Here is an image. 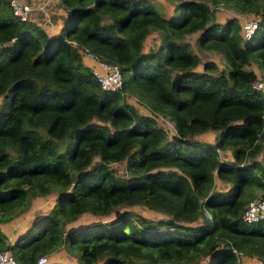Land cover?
Wrapping results in <instances>:
<instances>
[{"label":"trees","instance_id":"1","mask_svg":"<svg viewBox=\"0 0 264 264\" xmlns=\"http://www.w3.org/2000/svg\"><path fill=\"white\" fill-rule=\"evenodd\" d=\"M164 1L169 18L152 0H56L64 16L49 32L0 0V225L54 195L19 243L0 230V251L16 264L59 249L76 264H241L240 256L264 264V222L241 220L256 193L264 200V95L250 87L264 84V0ZM219 5L258 15L249 40L234 18L212 22ZM153 33L157 47L143 51ZM195 33L196 48L217 53L222 69L203 62L196 70L184 40ZM81 49L119 66L120 91L100 89ZM121 94L149 115L117 103ZM154 116L172 123L170 138ZM206 132L212 142L195 138ZM226 149L231 159L222 161ZM119 162L127 177L110 168ZM214 177L226 188L214 189ZM134 205L165 219L123 211L65 229L83 213ZM198 217L200 225H187Z\"/></svg>","mask_w":264,"mask_h":264},{"label":"rangeland","instance_id":"2","mask_svg":"<svg viewBox=\"0 0 264 264\" xmlns=\"http://www.w3.org/2000/svg\"><path fill=\"white\" fill-rule=\"evenodd\" d=\"M37 1L40 2V0H37ZM53 1L51 2V4L46 6V8L52 15V16H50L52 25H54L57 22V26H59L60 23L62 22V17L64 16V12L62 14H59V13L56 14L58 12L59 7L57 6V3L53 2ZM152 1L154 2L155 7L158 9L159 13L163 17L169 18L171 16L172 6L170 4H168L164 0H152ZM31 4L36 5L34 1H31ZM37 6H40V5H37ZM213 11L214 12H213L212 22L214 24L221 25L227 19L234 18L236 21V24L238 26V34H240L241 25H242L244 20H246L248 18H255L256 19L258 16L257 14H253L251 12H238V11L233 10V9H226L220 5L215 7L213 9ZM35 17H36V15H34L33 18H35ZM50 17L48 16V21H49ZM46 24L47 23H43V25L41 24L42 28H44L45 30H47L49 32H52V30H51L52 28H57V26L49 27ZM49 25H51V24L49 23ZM47 27H49V28H47ZM198 35H199V33H195V34H191V35L184 37V40L186 42H188L191 50L196 54V56H198V58L200 60V63L196 67V70L198 72L201 71V64L203 62H213L219 69H222L223 68L222 60L219 58V55L217 53H212L211 51H208V50H198L196 48L194 40L197 38ZM157 37L158 36L155 33L146 36L142 42V46H143L142 50L143 51H147L149 49L154 50L157 47V43H158ZM92 65H89V66H92ZM249 68L254 70V71H257V69L254 67L253 64H250ZM0 101H1V97H0ZM116 102L117 103H123V102L129 103L130 105L135 107L141 114L149 115L147 112L146 105L144 106L143 104H141L142 102H140L139 99L135 98L134 96L129 97V95H128L126 98H123L120 95L117 97ZM154 119H155L157 126L164 130V132L168 138H170L174 134V129H173L172 123H170L169 121H167L166 119H164L160 116H154ZM37 132L42 138L46 137V135L44 134L43 131L38 130ZM195 138H197V140H199V142H203V141L212 142L213 135L210 132H206V134L198 135ZM54 143L57 147L58 152L62 153L64 151V149H63L64 143L61 141H54ZM219 157L222 161L231 159L230 153L227 151V149L225 151H221L219 153ZM257 158L259 159L260 157L258 156ZM110 168L115 172V174L117 176L123 177V178L127 177L125 170H124V162L112 164V165H110ZM213 188L223 190L226 187H225V185L220 184L218 182V180L216 179V177H214ZM259 197H260L259 193L258 194L256 193V195L253 198H259ZM53 199H54V195H47L44 197H39V198L33 199L31 201V206L26 211L22 212L17 218H14L10 222H8V225H4V224L2 225L1 224L0 230L5 235L7 241L10 242L7 238V237H9V238H11V240L13 238H15L14 240H16L17 243H19L21 241V239L23 238L22 237L23 234L29 228H31L32 224L35 223L39 217L43 216L45 213L48 212V210L51 208V206L53 204V201H54ZM123 211H128L132 214L143 216V217L151 219V220L165 219L164 215H161L157 212L151 211L145 207H142L139 205H134V206H128V207L116 209L114 212L109 213V215H107V216L94 217V216H91L90 214L83 213L77 218V220H75L71 223H68L65 226V229H66V231L69 232V231L77 229L79 227L92 226V225H95L99 222L109 223V222H112L118 216V214H120ZM205 215L207 216L206 213H205ZM201 223H202V218L198 217L193 223H190L187 225L192 227V226L200 225ZM262 225L264 226V223H262ZM22 229H25V230L20 231ZM58 252L62 253L65 256L64 260L59 259L58 255H57ZM49 257H50V259H49L48 263L64 262L65 264H76L74 257L72 255H70V256L66 255L65 251L62 249H59V251L58 250L55 251V253L53 252L52 254H50ZM240 259H242V260H240ZM205 261H207L206 258L200 260L197 264H204ZM244 262H245V259H243V257L240 256L239 263H241V264H256L255 261H254V263L249 262V261H247L245 263ZM97 264H101V262H99Z\"/></svg>","mask_w":264,"mask_h":264},{"label":"built area","instance_id":"3","mask_svg":"<svg viewBox=\"0 0 264 264\" xmlns=\"http://www.w3.org/2000/svg\"><path fill=\"white\" fill-rule=\"evenodd\" d=\"M34 1L36 5H32ZM53 0H9V7L11 14L19 21H32L39 24L47 23L49 27L53 26L51 23V13L46 6L51 4ZM54 0L53 2H55ZM40 5V6H37ZM34 15H36L35 18ZM48 16L50 17L48 21ZM49 23L51 25H49ZM257 28V20L255 18H248L243 21L240 29L241 40H249ZM83 56L91 60L92 66H89L92 76L98 82L100 89L108 92L120 91L122 87V76L119 66L116 63L101 61L96 55L87 49L80 50ZM250 87L264 95V84L256 79L252 81ZM124 95V94H121ZM241 220L247 224L264 222V200L253 198L249 200L242 212ZM46 257H39L36 264H45ZM0 264H16L14 258L7 250L0 251ZM132 264V263H131ZM257 264H262L260 261Z\"/></svg>","mask_w":264,"mask_h":264},{"label":"crops","instance_id":"4","mask_svg":"<svg viewBox=\"0 0 264 264\" xmlns=\"http://www.w3.org/2000/svg\"><path fill=\"white\" fill-rule=\"evenodd\" d=\"M64 11H62L61 10V8H59L58 9V12H57V14L59 13V14H62ZM92 64V62L90 61V60H87V65L89 66V65H91ZM148 112V111H147ZM149 114V113H148ZM229 152V151H228ZM231 157V156H230ZM17 218V217H16ZM3 225V224H2ZM4 225H8V223H5ZM23 230H25V229H22V230H20V231H23ZM8 238V240L12 243L13 241H14V239L15 238H13L12 240H11V238H9V237H7ZM59 251V250H58ZM55 253V252H54ZM66 253V252H65ZM52 254V253H51ZM56 255V254H55ZM57 255H58V257H59V259H62V260H64L65 259V256L62 254V253H57ZM66 255H69L68 253H66ZM50 254L49 255H47L46 256V263H48V261H49V259H50ZM70 256V255H69ZM241 257H243V259H245V262H247V261H249V262H252V263H254V261L256 262V264H257V259H255V258H247V257H244V256H241ZM240 260H242V259H240ZM244 262V263H245ZM56 263H59V264H65L64 262H56Z\"/></svg>","mask_w":264,"mask_h":264},{"label":"clouds","instance_id":"5","mask_svg":"<svg viewBox=\"0 0 264 264\" xmlns=\"http://www.w3.org/2000/svg\"><path fill=\"white\" fill-rule=\"evenodd\" d=\"M121 96H123V95H121Z\"/></svg>","mask_w":264,"mask_h":264}]
</instances>
